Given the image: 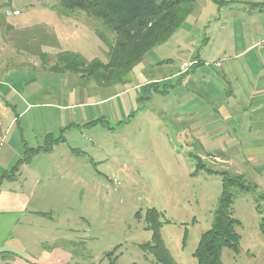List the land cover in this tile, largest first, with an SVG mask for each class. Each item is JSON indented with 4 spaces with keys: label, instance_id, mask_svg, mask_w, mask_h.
I'll list each match as a JSON object with an SVG mask.
<instances>
[{
    "label": "rangeland",
    "instance_id": "374dc122",
    "mask_svg": "<svg viewBox=\"0 0 264 264\" xmlns=\"http://www.w3.org/2000/svg\"><path fill=\"white\" fill-rule=\"evenodd\" d=\"M16 1L24 12L32 9L24 0ZM228 1H236L232 7L242 10L252 2H264ZM6 4L7 0H0L1 12ZM35 14L37 19L33 20L24 13L22 22L13 24L9 31L16 33L14 42L19 53L0 49V140L15 149L7 168L21 155V138L27 145L35 146L41 144L48 128L56 134L60 126L70 121L82 125L101 116L104 119L65 134L64 146L76 149L73 152L77 155H72L81 164V181L72 184L70 206L44 223V231L39 234L44 245L36 248L65 239V246L80 264H156L148 245L158 237L178 264H195L193 253L201 235L212 225L222 193L220 175L205 169L225 168L211 165L204 157L198 161L208 162L205 169L195 171L196 151L182 144L174 121L160 110L167 98L176 103L172 94L163 97L153 93L149 101L143 100L139 105L135 92L130 91L131 83L125 86L126 91L116 93L115 86L100 89L102 86L93 80L82 85L77 73L50 71L55 66L63 67L57 55L64 48L78 50L87 61L103 63L108 59V48L96 32L97 41L79 38L80 26L68 33L66 30L77 24L72 20L49 16L48 24H44L45 16ZM233 23L238 34L240 25L236 19ZM99 30L112 41L113 34L105 27ZM191 33L200 34L197 29ZM34 35L37 39L33 40ZM153 51L156 56L148 53L153 58L158 56L156 61L169 56L159 48ZM80 89L82 103L77 105L74 92ZM69 103L72 106L68 107ZM21 111L22 119L17 116ZM82 116L84 119H79ZM44 117H54L53 121L48 120L52 125L46 126ZM66 149L62 150L70 153ZM49 157L39 154L33 165L42 169L52 160ZM56 157L60 159L59 152ZM74 169L73 165L71 171L76 172ZM263 194L261 189L233 190L231 215L238 221V248L224 247L222 264H264ZM107 252L112 253L105 256Z\"/></svg>",
    "mask_w": 264,
    "mask_h": 264
},
{
    "label": "crops",
    "instance_id": "0c3cea01",
    "mask_svg": "<svg viewBox=\"0 0 264 264\" xmlns=\"http://www.w3.org/2000/svg\"><path fill=\"white\" fill-rule=\"evenodd\" d=\"M23 3L32 9L28 8L24 12L22 4L7 0L0 11L2 51L7 48L19 53V47L14 42L16 33L9 31L14 27L13 24L22 22L24 13L33 20L37 19L35 13H41L45 16L42 19L44 24H48L49 16L61 21L72 20L77 24L67 29L68 33L77 31L80 26L79 38L98 40L95 35L96 21L77 11L65 12L58 0H24ZM233 3L236 1L203 0L196 3L195 9L172 36L154 47L159 48L161 53L167 52V58L156 61L158 56L153 58L147 53L131 70L124 83L102 86L100 89L115 86L118 89L116 93H121L131 83L133 86L130 91L135 92L139 105L143 100L149 101L153 93L163 97L172 94L176 103L173 98H167L160 110L174 121L182 144L188 149L193 147L196 151L194 157H207L211 165L225 168L212 170L230 169L232 172L229 173L242 175L263 193L264 2H252L246 10L233 8ZM226 4L229 5L226 7ZM235 19L240 25L238 34L233 23ZM196 29L200 34H190L191 30ZM32 39H37V35ZM154 48L150 51L156 56ZM64 52L80 55L78 50L64 48ZM58 83L62 86L61 80ZM81 90L74 92L77 105L82 103ZM22 112L17 114L20 119L23 117ZM79 119L84 118L82 116ZM94 119L82 125L70 121L60 126L56 134L52 133V128H48L41 144L35 146L27 145L21 138V155L9 168V157L15 149L0 140V167H4L3 170L0 168L1 176L13 169L26 147L35 149L45 145L48 135L57 137L61 133L64 137L63 141L53 144L49 151H41L29 162L21 164L12 178L1 181L0 264H80L65 246V239L62 243L36 247L44 245V238L40 239L39 235L44 231V223L70 206L72 184L81 181V164L72 155L76 149L64 146L67 142L65 134L91 122L104 120L103 116ZM17 120L15 118L13 122ZM43 120L46 126L52 125L48 120L53 121L54 117H44ZM64 148H68L66 150H70V153L63 151ZM57 152L60 159L55 158ZM39 154L52 159L42 169L33 165L34 157ZM208 162L203 163L206 165ZM73 165L76 172L71 171ZM56 224L59 227L60 221H56Z\"/></svg>",
    "mask_w": 264,
    "mask_h": 264
},
{
    "label": "trees",
    "instance_id": "16d2710c",
    "mask_svg": "<svg viewBox=\"0 0 264 264\" xmlns=\"http://www.w3.org/2000/svg\"><path fill=\"white\" fill-rule=\"evenodd\" d=\"M58 1L65 12L77 11L96 21L95 31L107 45L108 59L105 63L97 60L87 61L78 54L64 52L57 55V61L62 63L63 67L55 66L50 68V71L59 73L68 70L78 74L82 85L87 80H93L99 86L124 83L131 70L144 59L145 55L155 46L167 41L196 7V0ZM104 27L113 34L111 42L99 30ZM63 139L61 133L57 137L48 135L45 138V145L35 149L26 147L22 158L13 169L2 173L0 184L3 179L12 178L21 164L29 162L41 151H49L53 144ZM195 159L197 162L195 171L205 169L206 165L198 161V157ZM205 170L220 175L222 193L217 202L212 225L201 235L193 256L195 264H222V249L238 248L239 235L235 230L238 221L231 215L233 190L249 191L256 188L242 175H233L224 170ZM157 239L158 237L152 241L153 244L148 245L156 264H178ZM111 253L107 252L104 255L108 256Z\"/></svg>",
    "mask_w": 264,
    "mask_h": 264
},
{
    "label": "built area",
    "instance_id": "2783aa9c",
    "mask_svg": "<svg viewBox=\"0 0 264 264\" xmlns=\"http://www.w3.org/2000/svg\"><path fill=\"white\" fill-rule=\"evenodd\" d=\"M8 12V11H7ZM262 44H264V39H263V41H262Z\"/></svg>",
    "mask_w": 264,
    "mask_h": 264
}]
</instances>
